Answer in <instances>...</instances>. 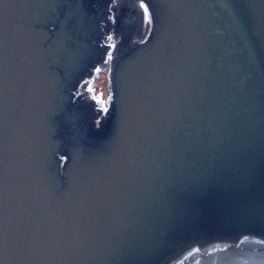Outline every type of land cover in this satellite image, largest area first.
I'll use <instances>...</instances> for the list:
<instances>
[{"label":"water","instance_id":"water-1","mask_svg":"<svg viewBox=\"0 0 264 264\" xmlns=\"http://www.w3.org/2000/svg\"><path fill=\"white\" fill-rule=\"evenodd\" d=\"M0 264H264V0H0Z\"/></svg>","mask_w":264,"mask_h":264},{"label":"flooded vegetation","instance_id":"flooded-vegetation-1","mask_svg":"<svg viewBox=\"0 0 264 264\" xmlns=\"http://www.w3.org/2000/svg\"><path fill=\"white\" fill-rule=\"evenodd\" d=\"M101 76H102V79H107V75H106V74H102ZM98 81H99V80H98ZM99 82H100V86H102V88H103L104 98H106L107 95H108V87H107L106 84L103 85L101 81H99ZM100 86H99V87H100Z\"/></svg>","mask_w":264,"mask_h":264},{"label":"rangeland","instance_id":"rangeland-1","mask_svg":"<svg viewBox=\"0 0 264 264\" xmlns=\"http://www.w3.org/2000/svg\"><path fill=\"white\" fill-rule=\"evenodd\" d=\"M99 81H101L103 85H105V84L107 85V79H102L101 78ZM99 81H98V84L100 86V82ZM100 87H102V86H100Z\"/></svg>","mask_w":264,"mask_h":264}]
</instances>
